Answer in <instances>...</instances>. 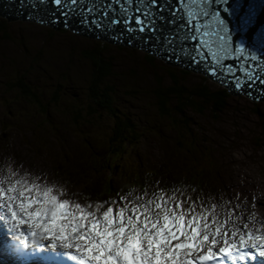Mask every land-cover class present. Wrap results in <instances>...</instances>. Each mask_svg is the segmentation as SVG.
Instances as JSON below:
<instances>
[{
  "label": "snow or ice",
  "instance_id": "1",
  "mask_svg": "<svg viewBox=\"0 0 264 264\" xmlns=\"http://www.w3.org/2000/svg\"><path fill=\"white\" fill-rule=\"evenodd\" d=\"M28 6L48 9L66 27L75 17L112 30L118 40L140 36L151 45L155 39L157 51L179 46L222 86L264 99V13L253 0H51L50 8L49 0H36ZM165 23L172 31L161 41ZM7 171L4 176L0 168V223L8 237L0 240V255L16 264H32L46 248L51 264H264V223L251 230L253 213L241 227L243 217L227 209L229 202L183 198L173 188L171 194L129 191L85 206L62 198L66 191L41 177Z\"/></svg>",
  "mask_w": 264,
  "mask_h": 264
},
{
  "label": "rangeland",
  "instance_id": "2",
  "mask_svg": "<svg viewBox=\"0 0 264 264\" xmlns=\"http://www.w3.org/2000/svg\"><path fill=\"white\" fill-rule=\"evenodd\" d=\"M0 25L5 27L3 31H0V168L3 169L4 176L8 175V169L7 166L4 167V163L14 162L8 164V167L23 166L22 170L25 174L31 170V174L37 173L35 177L48 178L49 182H46L49 185L56 184L63 188L67 194L62 198L77 202L86 198L95 200L94 195L91 198L85 195L87 178L84 171L88 166H90L87 171H90L89 173H93L97 168L101 169L99 164L102 162L93 158L103 159L105 154L116 157L111 153L113 144L112 148L109 147L115 132L110 133L108 130L107 134L104 131L103 134L98 132L102 135L100 138L98 133L89 130L80 131L82 127H74L71 123V112L72 109L78 112L77 110L81 108L82 112H85L87 110L85 108L91 105L89 94L95 69L88 54L101 48L104 49L103 57L111 61L114 67L113 76L107 80V83L113 85L116 90L113 100L120 114L130 118L137 127L136 138L142 140L138 148L144 149L152 139L156 138L155 136L164 135L167 139L171 134V141L158 143L157 148L149 146L150 149H148L147 147L146 154L152 159H157L171 152V158L167 159L177 161L178 152L187 142L194 150L192 155L199 156L206 150L219 156L217 158L223 165L226 163L225 175L228 176L223 186L228 184L227 187L234 188L236 181L241 180L240 183L243 184L250 179V176L256 183L260 182L254 193L249 195L251 196L249 201L253 205L256 198L257 200L263 198V206H258L255 212L258 219L264 218V197L261 196L264 194V102L256 103L242 95L233 96L227 92V89L200 74L168 66L162 60L138 49L82 37L65 29L53 30L36 22H9L0 17ZM174 78L189 93L199 88L202 90L203 85L213 94L224 92L229 96L225 102L224 113L215 114L210 107H207L203 114L190 109L187 114L184 112L182 117L177 115L173 117V114L167 116L165 121L156 118L158 117L156 91L173 86ZM20 79L31 84L33 89L46 93L50 97L55 94L54 90L60 91V99H57L56 104L55 100L50 101L51 99L44 104V106L59 104L62 107L52 108L54 112L48 118L46 127L41 125L46 120L40 108L23 99L20 92L14 89L17 84L15 82ZM186 117H189L192 122L193 127L188 131H193L192 137L182 135L184 124L180 121H186L184 119ZM100 121L103 124L104 120ZM111 121L113 120L107 118L102 127H108ZM155 122L162 124V128L159 127L158 130ZM13 125L17 126L14 128ZM34 125L42 128L39 131L36 130L35 134L38 138L30 132H27L26 136L19 130L23 126L35 131L29 128ZM111 125L114 126L115 123ZM144 128L153 130L154 133H145ZM79 131V135L83 136L80 140L74 138ZM61 138L67 140L68 144L62 145ZM32 141L39 142L38 152L31 147ZM44 141H49L50 146H47ZM151 144L155 142L152 141ZM114 145L119 147V142ZM89 147L92 151L86 149ZM124 147L129 149L131 143ZM188 150L185 149L184 152ZM93 151H96L98 156L93 155ZM10 152L12 155L27 153L32 165L27 167L26 161L18 164L13 159L3 162L4 155ZM72 156L79 162L83 161L82 171L78 172L72 166L71 168L67 166L68 158H73ZM106 161L109 162V160ZM160 170L163 168L161 167ZM96 175L102 176V174ZM75 181L78 183L73 186Z\"/></svg>",
  "mask_w": 264,
  "mask_h": 264
},
{
  "label": "trees",
  "instance_id": "3",
  "mask_svg": "<svg viewBox=\"0 0 264 264\" xmlns=\"http://www.w3.org/2000/svg\"><path fill=\"white\" fill-rule=\"evenodd\" d=\"M4 29V25H0V31H3ZM103 50L104 49L100 48L99 50H95L97 52L94 51L91 54H88L90 60L92 59L93 61V67L95 69V72L93 73L91 78L92 86L90 87L89 94V101L91 105L88 108H85L87 109L85 112H82V108L78 109V112H74V109H72L71 123L74 127H82L80 131L89 130L96 134L98 132L103 134V131L105 134H107L108 131L110 133L115 132L113 139H111L109 147L112 148L113 144V152L117 148H120L122 151H124L123 146L131 143L129 141L130 139L137 140V127L130 118L123 114H120V112L118 111L119 108H117L118 106L113 100V95L116 90L113 85L107 83V80L110 79L111 76H113L114 67L111 61H107L105 57H103ZM15 83L17 84L15 85L14 89L20 92L23 99L28 100L33 106L40 108L43 113V118L46 120L45 122H42V126L46 127L48 118L52 116V112H54L52 108L62 107L59 106V104H51L50 106L49 104L47 106H44V104L49 99H51L50 101L55 100L54 103L56 104L57 99H60V91L54 90L55 95L53 94V96L50 97L46 93H41L38 90L33 89L31 87V84L26 83V81L22 79L18 80ZM173 84L174 85L169 88L157 89L156 103L158 104V110L156 109V113L158 117L156 118L165 121L167 116L169 117V115L173 114V117H175V115L182 117L184 112H186L187 114V111L190 109L199 114H203L205 113L207 107H210L215 114L224 113L226 109L225 102H227V100L229 99V96H227L224 92L213 94L211 93L210 89H207L206 86L203 85L202 90L199 88V90L195 92H193V90L189 93L186 88L183 89V87L180 86L176 78H174ZM187 92L189 93V96L187 95ZM63 116L66 118L65 115ZM107 118H110L113 121L110 122V125L108 127H102V125L105 124ZM184 119L186 121H180V123L184 124V127L182 128L184 132L182 135H185V137H192L193 131L188 132L190 128L193 127L192 122H190L189 117H186ZM100 120H104L103 124ZM64 121H66V119ZM113 122L115 123L114 126L111 125ZM155 123L162 127V124L158 122ZM80 131L76 135H79ZM101 134H99L100 138L102 137ZM118 142L119 147L114 145V143H116L117 145ZM184 145L190 146L187 142H185ZM179 152L190 156L195 155H192L191 149L184 152L182 147L181 151ZM113 154L118 155L116 153ZM102 168L104 167H101V171L104 170Z\"/></svg>",
  "mask_w": 264,
  "mask_h": 264
},
{
  "label": "water",
  "instance_id": "4",
  "mask_svg": "<svg viewBox=\"0 0 264 264\" xmlns=\"http://www.w3.org/2000/svg\"><path fill=\"white\" fill-rule=\"evenodd\" d=\"M253 2L258 7H260L261 13H264V4H260V0H253ZM29 3L35 4L36 0H0V16L6 18L9 21L36 22L50 26L56 30H59L60 28H65L67 30L72 31L73 33L87 38H93L116 45L119 44L122 47H129L131 49L137 48L146 52L150 56H155L156 58L162 60L168 66L179 67L187 71L202 74L214 81L215 83L221 85L215 78H212L206 71H204L202 67L193 65L191 63L190 57H188L187 55V50L182 53L179 50V46L177 47V50L172 53H170V50L167 48V46H164L160 49V51H157L154 47H152L157 43L155 39L151 40V45L146 44L144 42L143 37L140 36L129 38L125 34L121 39L118 40L116 39V33L112 30H98L92 27L91 25H84L79 23L75 17L71 18L68 21V26L66 27L62 17L58 18L56 22H53L52 17L57 14H54L48 9L44 8L36 10L32 7H29ZM173 3H175V0H173ZM50 7L51 0H49V8ZM164 15L167 17L169 14L165 12ZM261 18L264 19V16H262ZM161 27L163 31L158 33V35L160 37V40L163 41L164 35L170 33L172 31V28H170L169 25L166 23L161 25ZM260 31H264V24H261ZM147 35L151 37V33H148ZM130 39L131 43L129 42ZM169 54H171L172 56L171 59L167 58ZM223 87H225L227 89V92L233 96L243 95L253 102H264V99H253V97L256 95L254 90L253 95L249 96L243 92H236L231 87Z\"/></svg>",
  "mask_w": 264,
  "mask_h": 264
},
{
  "label": "bare ground",
  "instance_id": "5",
  "mask_svg": "<svg viewBox=\"0 0 264 264\" xmlns=\"http://www.w3.org/2000/svg\"><path fill=\"white\" fill-rule=\"evenodd\" d=\"M1 17V16H0ZM2 18H4V17H2ZM4 19H6V18H4ZM7 20V19H6ZM9 21V20H8ZM9 22H13V21H9ZM16 22H18V21H16ZM23 22V21H22ZM26 22H28V21H26ZM33 23V22H32ZM38 24H40V23H38ZM40 25H42V26H45V25H43V24H40ZM45 27H47V28H51V29H53L52 27H50V26H45ZM61 29H65V28H60L59 30H61ZM53 30H56V29H53ZM65 30H67V29H65ZM68 31H70V30H68ZM72 32V31H71ZM82 37H84V36H82ZM93 39V38H92ZM94 40H97V39H94ZM117 45H119V44H117ZM103 46V45H102ZM133 49H137V48H133ZM138 50H140V49H138ZM140 51H142V50H140ZM146 53V52H145ZM155 57V56H154ZM174 68V67H173ZM177 68H179V67H177ZM182 69V68H181ZM182 70H184V71H187V70H185V69H182ZM187 72H190V73H194V72H191V71H187ZM94 73V72H93ZM195 74H198V73H195ZM200 75H202V74H200ZM202 76H204V75H202ZM204 77H206V76H204ZM207 78V77H206ZM207 79H209V78H207ZM209 80H211V79H209ZM212 81V80H211ZM212 82H214V81H212ZM219 86H221V85H219ZM221 87H223V86H221ZM223 88H225V87H223ZM226 89V88H225ZM55 95V94H54ZM241 96V95H240ZM243 96V95H242ZM245 97V96H244ZM247 98V97H246ZM257 103V102H256ZM19 124V122L17 123V125ZM17 125H13L14 126V128L17 126ZM3 126H5V124L3 123ZM33 130H35V131H33V133L35 134V133H37L36 132V129H35V126L34 127H31ZM24 129H26V127H23V126H21L20 128H19V130H21V132L22 131H24ZM43 131V130H42ZM36 135V134H35ZM19 137V136H18ZM36 137L38 138V136L36 135ZM20 138V137H19ZM135 144V143H134ZM32 145H33V147L32 148H34V151H36V152H38L39 151V149H38V146L35 144V142L34 141H32ZM41 145V144H40ZM189 148H190V146H188ZM191 149V148H190ZM164 150H166V149H164ZM163 150V151H164ZM192 151H194L193 149H191ZM10 151H12V149L10 150ZM173 152V151H172ZM175 152H177V151H174L173 153H175ZM164 153V152H163ZM169 153V152H168ZM168 153H166V155H164V157L163 158H157L156 160H162V161H167L168 159L167 158H169L170 156L168 155ZM171 153V152H170ZM11 154V152L10 153H6L5 155H4V157L2 158V160L3 159H5V161H3V162H9L11 159H13L14 161H17V163L18 164H20L21 162H24V161H26V165H27V167H29L30 165H32V161H30V159H29V156L27 155V153H20V154H18V155H10ZM205 154V153H204ZM93 155H95V156H98L97 154H96V151H93ZM11 156H12V158H11ZM116 156H118V155H116ZM145 156L147 157V158H150L147 154H146V152H145ZM73 157V156H72ZM74 158V159H73ZM73 158H68V161H67V166L69 167V168H71V166H72V168L73 169H75V170H78V172H80V171H82L83 170V168H81V164H83V161L82 162H79V160L76 158V157H73ZM93 159H95L96 161H99V162H102V160L104 159H100V158H93ZM167 159V160H166ZM200 159V161L202 162L201 164L204 166V170L203 169H201L200 168V166H196V159L195 158H190L188 161H184L183 162V165L186 167V165L187 164H190V165H193V166H195V167H191V168H188V167H186V171H187V173H188V175H189V177H196V178H198L200 181H201V177H204V178H207L209 181H210V183H208V186H210V188H214L215 187V185H216V181L217 180H215L214 179V175L216 176V177H218V178H220V179H227L228 178V176H226L225 175V170H226V163H225V165H223V163H222V161H220L218 158H212V160H209V161H207L204 157H199V156H197V162H198V160ZM107 163H108V161H106ZM10 163H14V162H9L8 164H10ZM192 163H195V164H192ZM8 164L7 163H4V167L5 166H7V169H9V167H8ZM99 166L101 167L102 166V164H99ZM22 168H23V166H19L18 168H11L12 169V171H17V170H20V173H24L23 172V170H22ZM82 169V170H81ZM93 169V168H92ZM85 172V171H84ZM83 172V173H84ZM90 172V171H89ZM89 172H86L87 173V175L88 176H92ZM94 178H93V180H97V181H99V183L98 184H100V181H101V179H102V176H98V175H96V174H102V172H101V169L100 168H97L94 172ZM24 175H25V173H24ZM167 175V174H166ZM69 176H71V175H69ZM79 176H80V174H79ZM242 178V177H241ZM250 179H247L246 180V182L245 183H243V184H241L240 182H241V180H240V182H237L236 181V183H235V185H234V188H230L229 190H226V193H228L230 196H232V197H234L235 196V198L236 199H240V200H242V203H241V206H242V210H243V213H244V215L242 214V212H237V209H238V207H237V205H235V204H230L229 206H227V208H231V207H233L235 210H236V214L237 215H242V217L244 218H248V214L249 213H251L252 211H253V209L250 207L252 204H251V202L249 201V197H251V196H249V195H251L252 193H254V191L256 190V187H258V185H260V182H255L254 180H253V178L250 176L249 177ZM246 179V178H245ZM228 180V179H227ZM243 180V179H242ZM163 182H164V180H162ZM78 183V181H75V183H73V186H76V184ZM229 184H230V182H229ZM257 185V186H256ZM228 186V184L226 185V187ZM232 186H233V183H232ZM217 188H218V190H223L220 186H217ZM260 188V187H259ZM209 190V189H208ZM260 190H261V193H262V189L260 188ZM264 193V192H263ZM94 195H97V194H94ZM221 196V195H220ZM261 196H263L264 197V194H261ZM222 197V196H221ZM202 199V198H201ZM225 200H224V204H225V202H230L229 201V199L226 197V198H224ZM219 200V199H218ZM201 201H203V202H207V203H211L212 204V201H204L203 199L201 200ZM79 202H81V201H79ZM247 202H248V204H247ZM263 202V198H260V199H258L257 200V204H260V203H262ZM82 203V202H81ZM82 204H85V203H82ZM256 204V203H255ZM256 204V205H257ZM219 205H221L220 203L218 204V206ZM228 205V204H227ZM246 210H247V213H246ZM261 218V217H260ZM232 219L233 220H235L236 219V216H233L232 217ZM241 223V222H240ZM8 240V237H6V241ZM38 255H41V253H39V254H37V260L38 259H40V257L38 256ZM0 261L1 262H3V263H7V264H13V261H12V257L11 256H9V255H0ZM42 263L44 264L45 263V261L44 260H42Z\"/></svg>",
  "mask_w": 264,
  "mask_h": 264
}]
</instances>
